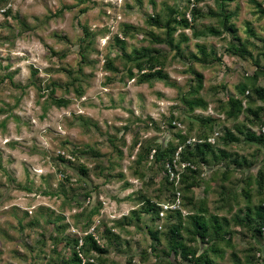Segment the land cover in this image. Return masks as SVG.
Returning a JSON list of instances; mask_svg holds the SVG:
<instances>
[{
    "label": "rangeland",
    "instance_id": "rangeland-1",
    "mask_svg": "<svg viewBox=\"0 0 264 264\" xmlns=\"http://www.w3.org/2000/svg\"><path fill=\"white\" fill-rule=\"evenodd\" d=\"M192 1H0V264H63V257L71 260L73 254L67 236L81 238L91 231L100 235L98 230L112 239L106 254L112 264L187 263L169 252L164 235L168 218L173 223L185 220L189 210H170L171 217L139 212V193L155 199V189L163 193L169 185L161 163H154V148L139 164L140 149L145 144L194 147L188 139L183 143V135L201 133L213 139L219 132L223 135L225 127L235 131L234 123H247L259 134L264 120L262 116L253 124L246 118L248 109L264 106V99L253 93L256 87L264 88V73L257 71L253 59L228 50L231 43L246 45L264 66L259 53L264 45V0H257L261 7L253 0H230L228 9L237 11L230 20L234 30L219 25L217 17L203 16L196 22L202 30L198 35L191 26L178 27L174 37L181 41L183 57L167 43L153 45L166 52L164 71L169 77L138 81L140 70L127 55L149 48L153 34L166 36L167 8L191 16ZM198 6L207 12L216 1ZM158 13L160 23L152 26L147 18ZM126 25L132 27L129 35ZM216 26L220 32L213 33L210 27ZM85 27L93 33L91 45L81 40ZM193 54L210 61L201 62ZM194 71L201 73L202 84ZM52 82L57 84L55 97L71 99L68 105L49 98L53 86L47 85ZM79 84L81 94L76 92ZM230 97L241 103L228 117L218 106ZM192 100L201 103L193 106ZM247 132H236L238 142L220 143L238 157L229 172L225 164L232 157L202 163L195 175L202 182L193 187L192 198L200 201L202 213H217L226 221L229 244L220 242L221 256L212 253L221 264H264V230L255 237L234 221L241 208L261 203L254 178L264 169V145L248 140ZM82 167L88 169L86 174ZM222 186L238 193L229 204L220 205ZM183 239L200 252L212 242L210 236L191 241L185 232ZM252 244L262 251L249 262L247 248Z\"/></svg>",
    "mask_w": 264,
    "mask_h": 264
},
{
    "label": "trees",
    "instance_id": "trees-1",
    "mask_svg": "<svg viewBox=\"0 0 264 264\" xmlns=\"http://www.w3.org/2000/svg\"><path fill=\"white\" fill-rule=\"evenodd\" d=\"M5 1V0H0ZM206 1V0H193L192 3L194 7H192L191 16L187 17V13L182 12L179 8L169 7L168 13L170 14L168 21L166 22V29L167 34L166 36L162 37L161 34H153L151 38L152 45L148 48H143L139 54H135L134 57L131 55H127L128 59L132 61L133 67H137L140 70L138 81L139 82H151L156 77L168 78L169 75L167 72L164 71L166 67V52L158 47H154V44L158 43H167L171 50H174L176 56H184L183 47L181 45V41H178L174 37V32L177 30L178 27H188L191 26L194 28L196 35H198L199 31H202L199 27L196 26L197 20H199L200 16L203 17H217L218 24L223 26L226 29L234 30V24L230 22L231 18L236 14L237 11L228 9L227 4L230 0H215L216 7L209 6L207 12L203 11L201 7L198 6L199 3ZM259 7H261L262 3L258 2L257 0H253ZM260 12H264V8L261 9ZM6 13H11V9L7 10ZM161 16L160 13L156 15L149 16L147 21L152 26H156L160 23ZM217 27V28H216ZM210 27L213 33L220 32L219 27ZM132 30L130 25L124 26L125 32L127 34H131ZM250 32L253 31L250 29ZM84 36L81 38L82 42H88L87 45H91L90 36L93 34L92 31L85 27ZM87 39V40H86ZM119 39V38H118ZM198 47L201 46L198 44ZM233 49V50H232ZM230 51H233L235 54H240L242 57L251 58L254 60V63L257 65L258 70L261 73H264V66L260 64V56L255 55L251 49L246 47V45H236L231 43L229 46ZM260 54L264 55V45L263 50L259 52ZM194 58L200 60H208L206 58L200 57L198 54H193ZM82 58H85L83 55ZM108 66L113 70H117V67L113 66V63L109 61ZM129 72L131 75H134L133 68H129ZM72 71H69V74H72ZM195 75L197 76V80H199L200 84H202V75L201 73L194 71ZM251 78L256 79L255 75L251 76ZM74 81L78 80V77H73ZM52 87L49 92V98L57 105H68L71 102V99L63 97H55V89L57 84L52 82L51 85H47V87ZM246 85L241 86L240 90L245 91ZM81 84L76 86V92L81 94ZM253 93H255L259 98L264 99V88L256 87L253 89ZM190 104L193 106L195 104H200L201 102L198 100L189 101ZM240 103L239 99L234 97H230L226 102H223L221 105L218 106L219 111L224 110L229 117V114H236L237 111L240 110ZM227 108V109H226ZM226 109V110H225ZM264 106L260 105L257 106L255 109H248L246 111V118L249 122L253 124H257L258 121L262 119V112ZM227 118V117H225ZM210 119H212L210 117ZM208 119V120H210ZM214 119V118H213ZM215 120V119H214ZM234 130L238 133H243L246 130L248 131L246 134V138L248 140H252L254 142H258V144L264 145V131H260L259 134L254 133L250 128H248L247 123H234L233 126ZM264 127V120L260 123V128ZM233 131L232 129L225 127V132L223 135L219 132L217 137L214 141L207 139L209 135L202 136L201 133H198L194 136H184V141L189 138H196L201 139V141L197 140L195 142L194 147H185L183 149V153L181 155L180 161L189 162V165L185 166L182 172L180 173L179 182L176 184L174 181H170L166 174V167L165 161L172 160L174 154L177 150L178 146L171 145L170 147L164 146L162 144H157L155 147L151 144H145L139 151V156L137 158V162L140 164L145 158L149 156L150 150L154 148L155 153L153 156L154 163H161V169H165L164 173L166 174V182L168 186H165V191L160 193L161 189H155V199L150 195L139 193L138 199L140 200L139 212L141 213H153L152 216L159 215L161 212L162 207H160V203L162 202H173L174 199V192L176 190L180 191L181 202H180V209H176L178 214H182V209L189 210L187 214V218L185 220L179 221L177 223L171 222V219L168 218L166 224V231H165V239L166 244L168 246V250L170 253L180 254L186 261V264H221L218 262L215 257H213L212 253H220V242L228 243L229 240L225 237V219H222L219 214L217 213H210L208 217L202 213L201 210L203 207L199 206L198 201H195L192 198L193 195V187L200 186L202 182V178L196 177L195 175L199 174L198 169L200 164L202 163H214L224 161L228 158H231V163L225 164L226 172H229L232 168L233 164L238 163V157H233L232 154L227 153L225 149L220 145L221 142L229 145L233 142H238L240 140L239 135ZM221 135V136H220ZM221 139V141H220ZM209 140V141H208ZM215 145V147H214ZM218 145V147H216ZM261 145V146H262ZM94 151V150H92ZM73 154H77L76 151H71ZM96 153V152H95ZM155 169V168H154ZM153 169V170H154ZM82 171L86 174L88 169L82 167ZM226 172L223 173V177L228 178ZM252 177L248 176L246 179L248 181L247 184H250V180ZM255 183L257 184V195L260 196L261 203L258 205H249L247 204L246 208H241V213H237L234 216V221L237 224L243 226V228L250 230L255 237L260 235L264 230V169L262 168L254 178ZM245 183V185H246ZM171 192V195H170ZM245 190L243 189V194ZM220 194V205H225V203L230 202L231 198L237 195V192H234V189L230 188L227 189L225 186H222L221 190L218 192ZM246 196V194H245ZM250 197V195H248ZM171 198V199H169ZM251 198V197H250ZM249 201V200H248ZM160 202V203H159ZM263 202V203H262ZM159 204V205H158ZM181 210V211H180ZM135 212V211H134ZM168 214V213H167ZM166 214V215H167ZM171 217L172 215H167ZM65 227V225H64ZM96 228V227H95ZM94 228V229H95ZM100 235L93 231L88 232L87 234L83 235L81 238L76 237H69L67 236V243L73 244L72 250V257L71 260L66 259L63 257V264H112L113 261L106 255L109 251V246L111 245L112 239L106 236L104 231L98 230ZM183 232L187 235L189 240L196 241L199 238L206 239L210 236L212 239L211 244L208 246L207 249L200 252L197 246H193L191 243L184 242L183 239ZM156 236V231L154 232ZM101 237L105 240L104 243H101ZM57 241L62 239V237H55ZM64 238V237H63ZM115 238V237H114ZM56 242V241H55ZM107 242V243H106ZM57 244V242H56ZM262 251L261 248L256 247L254 244L247 248V261L254 262L256 252ZM169 253V256H170ZM222 253H220L221 256ZM261 253H258L260 255ZM264 261V257H262ZM169 262L172 263L173 261L171 258Z\"/></svg>",
    "mask_w": 264,
    "mask_h": 264
},
{
    "label": "built area",
    "instance_id": "built-area-1",
    "mask_svg": "<svg viewBox=\"0 0 264 264\" xmlns=\"http://www.w3.org/2000/svg\"><path fill=\"white\" fill-rule=\"evenodd\" d=\"M264 131V127L262 128ZM197 140L201 141V139H196V138H189L187 143L191 145L192 141L196 142ZM210 140L214 141L215 138H210ZM186 147V144L184 146L180 145L178 149L176 150L174 157L172 160H168L166 162V174L169 177L168 179L170 181H174L176 184L179 182L180 178V173L184 169L185 166L189 165V162L186 161H180L181 160V155L183 153V149ZM155 150L152 153V157L154 156ZM174 196V201L173 202H163L161 203V216H165L170 210L180 208V202H181V196H180V191L176 190L173 194Z\"/></svg>",
    "mask_w": 264,
    "mask_h": 264
}]
</instances>
